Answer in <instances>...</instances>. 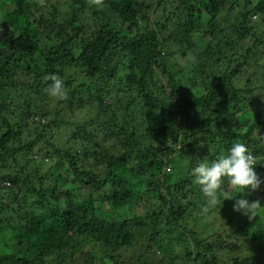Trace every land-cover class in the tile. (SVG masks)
Masks as SVG:
<instances>
[{"label": "trees", "instance_id": "obj_1", "mask_svg": "<svg viewBox=\"0 0 264 264\" xmlns=\"http://www.w3.org/2000/svg\"><path fill=\"white\" fill-rule=\"evenodd\" d=\"M0 14V212L17 220L0 226L15 246L0 264H124L131 252L133 264H154L156 252L174 255L173 242L195 264H264L261 220L211 243L180 224L201 204L210 215L240 198L264 206V144L252 136L264 111L252 123L236 111L264 94V0H0ZM51 75L65 99L48 96ZM149 111L165 116L162 126L139 128ZM64 128L67 148L50 142ZM237 142L255 157L261 185L237 195L225 184L233 199L214 211L190 175L193 158ZM44 144L52 152L38 159ZM45 158L54 163L41 174ZM8 163L18 173H2ZM48 177L52 188L35 189ZM130 207L139 214L121 212Z\"/></svg>", "mask_w": 264, "mask_h": 264}, {"label": "rangeland", "instance_id": "obj_2", "mask_svg": "<svg viewBox=\"0 0 264 264\" xmlns=\"http://www.w3.org/2000/svg\"><path fill=\"white\" fill-rule=\"evenodd\" d=\"M146 1H149V0H146ZM41 2L43 5H46L47 3L48 4H54L55 0H41ZM253 20H254V18H253ZM0 22H3V23L6 22L5 16L2 14H0ZM262 59L264 60V56L262 57ZM263 60H261L259 63L260 67L262 66ZM260 70H261L260 68L257 70L259 74L262 73ZM240 81L242 83V79ZM190 83L191 82L186 78V79H183L181 81V86L184 90H187ZM111 85H112L111 86L112 90H110V95L115 97L116 93L119 91L120 86H118V83L116 81L115 82L112 81ZM239 85H241V84H239ZM97 101H98V95H97V93H95L91 97L90 104L92 106H95L97 104ZM105 101H107V100H105ZM56 102H57V100H55L53 105L51 106V112H54L55 107H56ZM236 111L238 112L237 117L239 120H245L246 119V120H249V123H252L253 116L254 115H261V113L264 111V94L262 96L261 95L256 96L254 104H249V103L248 104L247 103L241 104L239 109ZM74 115L75 116L73 117V115L70 112H66L64 114V118H66L67 121H71V122H73V120L74 121L77 120L79 122L84 120L82 113L79 114V112H78ZM146 116H148V117H145V116L143 117L144 119L142 120L141 127H139V128L152 129V128L160 127L164 123L165 116L160 115L156 112L149 111V112H147ZM65 129L66 128H64L60 134L55 135L54 138L50 140V142H52L54 144H60V147H62V148L63 147L67 148L68 145H70V143L72 144L71 141H69V144H67L68 143L67 139H69L70 136H72V133H73L72 129H70V130H68V129L65 130ZM245 132H246V129H245ZM252 136H255V139L257 141L261 140L263 142L262 144H264V128H262V129L255 128L253 130ZM181 140H183V139H181ZM40 148L42 149V153L40 154V156H38V159H41L45 153H51L52 152V149L47 144H44L43 147L40 146ZM195 155L196 156L193 158L194 162L197 159L202 160V159L206 158L205 154H203V152L200 148H197ZM177 160H178V157H177ZM52 163H54V162L53 161L51 162V161L47 160L46 158L44 160H42V162L40 164H42L43 166H41L42 169L40 170V173L41 174H47L48 173L47 171L52 167L51 166ZM36 165L29 164V166L27 167V166H25V164H22V167H26L29 170V169H33ZM183 165L185 166V163H183ZM16 167H17V165H15L13 163H8L7 167L1 171H2V173H6V171L10 170V172L18 173V171H17L18 168L16 169V171L12 170ZM165 170L167 172H169L170 167L166 166ZM184 170H185V168H184ZM61 172L63 173V170ZM41 181L42 180L34 181L35 189H39V188L50 189L53 187V182L51 181L50 177L43 180L42 182ZM59 185L61 187V190L67 189V190H70V191L75 192V193L77 192V190H76L77 187L66 183L65 179H60ZM4 197L0 196V203H2V204H4L6 202ZM202 199H205L204 195H203ZM245 199H247V198H245ZM261 202L264 204V197L261 200ZM201 206H202V204L200 206H198L196 209H192V210L190 209V211L188 212L189 213L188 216L183 221H180V224H181V226H184L187 230H192L195 233V235L197 236V238L199 237L203 240H208V241H206V243L209 242V240L211 239L212 236H213L212 241H215V242H217V238L219 235H221V237H225V235H228L229 233H231L232 229L234 228V224L239 222V221H241L242 223L250 221L252 223V226H251L252 230H255L257 222L261 220L260 222L263 224L262 226L264 228V214H261V216H258L256 218L252 219V221H251L247 217L241 215L240 213L234 212L233 206L230 204L225 206V208H224L225 211H222V212L218 211L219 213L214 212L211 215L208 214L210 212L209 208H207V211H205L206 207L202 210ZM134 209L130 207L128 209H123L121 212L122 213L127 212L126 215L128 217H132L135 214H137V215L139 214V212L138 211L136 212ZM132 211H134V212H132ZM107 212H108V209H105V211L101 213L102 214L101 216L106 215ZM197 216H199V218H197ZM196 218H197V220H196ZM254 220H257V222ZM7 221L9 223L12 221L13 225H15L17 223V220L14 219V215H13V212L11 210L5 214L3 212H0V226H5V223ZM182 231L183 230L181 229V234H182ZM6 233H4V236L2 233L0 234V246H1L0 247V255L2 254V252L7 253V252L13 251L14 247H15L14 241H11L12 240L11 234H9V233L6 234ZM172 241L173 240H171V237L167 238L165 240V242L167 244H169ZM242 241H244V239H242ZM242 241L238 242L239 245L236 247V250H238L241 247V245L243 244ZM209 243H211V242H209ZM185 246L186 245H184L183 247H185ZM188 246H190V245L188 244ZM183 247L182 248L178 247L176 242H173L170 250H173L174 255L168 256V255H162L161 253L158 254L156 252V254L153 255V257H152L155 259V260H153V263L154 264H168L170 262V264H195L194 262H192L193 259L190 260L184 256L185 255V249ZM190 247H192V245ZM190 247H188V248H190ZM238 251H239V254L242 253V255H244V256L249 253L248 250H245L246 252H244V250H241V248ZM261 252H262V254H264V249ZM233 253H234V251H233ZM225 255H228L226 253V251H225V253L222 251H219L217 253L216 257H218V260L221 262V260H223ZM127 256L128 257L125 258L126 260H124L125 261L124 264L135 263L134 260L132 259V257H134V252L129 253ZM224 261L226 263H229L228 259H225Z\"/></svg>", "mask_w": 264, "mask_h": 264}, {"label": "clouds", "instance_id": "obj_3", "mask_svg": "<svg viewBox=\"0 0 264 264\" xmlns=\"http://www.w3.org/2000/svg\"><path fill=\"white\" fill-rule=\"evenodd\" d=\"M48 79L51 81L46 88L48 96L57 100L65 99L67 90L64 81L56 75ZM254 165L255 157L248 146L237 142L219 152L214 159H197L190 168V175L204 194L208 206L215 211L217 208L220 210L219 206L225 200L233 199L225 184L234 189L237 195L259 189L261 180L254 171ZM233 211L252 220L264 214V207L259 200L249 202L248 199L240 198L235 200Z\"/></svg>", "mask_w": 264, "mask_h": 264}]
</instances>
